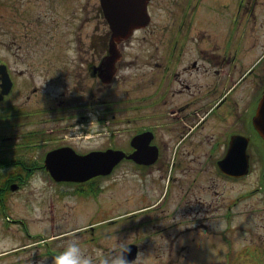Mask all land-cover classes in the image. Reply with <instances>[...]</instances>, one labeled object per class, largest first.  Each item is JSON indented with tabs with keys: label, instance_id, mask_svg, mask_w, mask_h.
Instances as JSON below:
<instances>
[{
	"label": "flooded vegetation",
	"instance_id": "flooded-vegetation-1",
	"mask_svg": "<svg viewBox=\"0 0 264 264\" xmlns=\"http://www.w3.org/2000/svg\"><path fill=\"white\" fill-rule=\"evenodd\" d=\"M37 5L34 18L32 1L16 0L5 37L13 39V25L20 39L58 41L60 1ZM74 14L80 22L74 36L92 27L87 41L71 39L74 49L7 50L12 85L2 102L13 136H6L0 156L7 153L1 156L6 170H15L9 184L39 183L35 222L43 257L48 251L52 264L76 239L92 256L127 247L134 264H264V246L255 253L256 247H244L241 258L227 250L221 258V245L235 242L236 197L213 199L225 195L222 182L231 192L246 163L249 172L251 153L264 162V142L253 125L264 92V0H148L143 26L114 53L98 0L76 3ZM215 28L230 36L218 38ZM132 41L136 50L125 48ZM110 61L114 70L106 77ZM55 85L62 92L51 99L45 89ZM124 102L136 113V163L124 159L107 176L82 182L55 181L47 169L71 168L77 155L134 151L133 135L126 139L104 125L123 118L111 106ZM133 178L136 209L126 212L121 182Z\"/></svg>",
	"mask_w": 264,
	"mask_h": 264
},
{
	"label": "rangeland",
	"instance_id": "rangeland-1",
	"mask_svg": "<svg viewBox=\"0 0 264 264\" xmlns=\"http://www.w3.org/2000/svg\"><path fill=\"white\" fill-rule=\"evenodd\" d=\"M1 1L3 0H0V2ZM83 1L85 2L86 0H70L69 3H67L65 6L70 5L71 3H74L75 5L76 3ZM15 2L16 0H11L8 3H0V29L2 31L6 30L4 25H9V23L11 22V13L9 11V8L11 5H14ZM71 7L72 9L68 11V16H61V21L63 22V24H60V31L57 34L60 35L59 39H61L59 46V49L61 51H63V49H74V44L71 48V43L67 41L73 39L75 42L76 37H80L81 40L87 41V35L92 30V27L91 30H89L88 26H85L80 35L76 36L75 34L74 36L72 34L75 26L76 32L78 31L80 22L77 20V16L74 14L75 7ZM39 15L40 14L38 13L37 16ZM222 21L224 23H227L225 19H222ZM19 22L22 26L21 33L25 34L23 26L26 24L23 21ZM209 27L212 28V26ZM226 28L224 30L215 28L212 33L214 35H217L218 38L230 36V32L227 31ZM11 29L13 31V39L5 37L0 31V62L6 61V49H13L14 51H22L26 49H46V42H43L41 39L40 43H34L33 40L29 39L23 40L15 34V28L13 25L11 26ZM35 34H38L37 30ZM4 38H7L11 43H7L6 41L8 40H5ZM129 44L130 45L125 48L136 50V41H132ZM80 46V43L77 42L76 47ZM58 55L63 54H60L58 52ZM47 91L49 92L48 97L52 98L54 97V95H57L60 92V89L58 86H52L49 89L46 88L45 95H47ZM17 95L22 97L18 90ZM133 106V104L128 102L111 106L112 109H118L119 112L122 113V115H118L119 118L123 117L124 119L122 118V120L117 117V119H119V122L108 120L104 125L108 124L112 128H117L123 131V134L126 136V138L133 135L136 131V113L134 112L135 108ZM4 109L5 104L2 103L0 105V151L1 148L4 147L6 136H13L11 127H8V124H5L6 114L3 112ZM97 109L98 108L95 106L93 113H95ZM13 116L14 117L12 119H9V122L13 121V123H16L14 121L17 119L16 116H19V113L14 114ZM92 124L96 129L98 128V126L101 127V124H97L95 121H93ZM100 130H104V128H100ZM251 155L252 164L248 175L242 179H239L231 187V192L228 191V186L222 182V185H220V191L225 192V195L222 199L213 197V199H215V202L216 200H219L221 203L223 202L222 200L225 201L228 199V197L231 203V197H233L234 194L236 197V206L232 209L235 214V225L237 226V232L233 234V237H235V242H233L232 246L229 248L221 245V258L225 256V252L227 250L230 251V257L234 258L236 255H238L241 258L244 255V251H242L244 247L250 248L251 250L256 247L258 250L254 251L255 253L258 252L262 248V246H264V190L261 188L263 163L258 154L251 153ZM1 156H7V153H2ZM204 181L205 183L208 182V176H205ZM36 183L37 181H34L33 183L26 185L24 189L21 188L13 192L8 191L9 193H7V200L6 203H4L5 206L2 207V205H0V264L50 263L49 259L47 258L48 256L42 258L41 254L43 251L41 250V248L37 249L39 247V244L37 243L38 237L36 235L38 234L33 230V228L36 230V228H39L40 225L38 223H30V221L33 222V220L36 217L38 218L39 216L37 210L35 209V206L37 204V201L41 199V192L39 188H36ZM121 184L122 193L124 194L123 199L125 203L123 204L125 205V211L128 212L130 210H135L136 199L133 198H136L137 196L136 180L134 178L129 179L125 182H121ZM162 192L164 194L167 192L166 184L164 185V189L162 190ZM27 199H30L32 203L27 204ZM210 199L211 198L209 196L205 195L206 202H208ZM69 203L74 204V200L70 201ZM226 204L227 202L222 205V207ZM27 208L29 209L27 210ZM14 220H20L21 222H24L26 224V230L30 232L29 235H23L21 231L22 229L20 227L21 225L12 224V221ZM81 220L82 219L80 218V221ZM80 221L79 224L81 223ZM125 225L131 227L132 221L126 222ZM100 228L101 226L98 227V229ZM244 230H246L248 233H244ZM61 231H63V229H60V232ZM146 252L148 253V250H146Z\"/></svg>",
	"mask_w": 264,
	"mask_h": 264
},
{
	"label": "water",
	"instance_id": "water-1",
	"mask_svg": "<svg viewBox=\"0 0 264 264\" xmlns=\"http://www.w3.org/2000/svg\"><path fill=\"white\" fill-rule=\"evenodd\" d=\"M110 28L113 32V38H121L127 32L138 26L139 17H143L144 8L147 0H102ZM139 18V19H138ZM0 100L7 93L10 81L3 65H0ZM255 130L264 142V94L261 97L255 119H253ZM136 137L131 141L135 146ZM125 157L124 153L119 151H106L103 153H91L86 156H77L74 165L71 168L49 169L52 177L57 180L84 181L99 174H108L113 166ZM125 158L136 161V150ZM248 172V164L238 169V175L241 176ZM264 186V178H263ZM16 187H12L15 189Z\"/></svg>",
	"mask_w": 264,
	"mask_h": 264
},
{
	"label": "clouds",
	"instance_id": "clouds-1",
	"mask_svg": "<svg viewBox=\"0 0 264 264\" xmlns=\"http://www.w3.org/2000/svg\"><path fill=\"white\" fill-rule=\"evenodd\" d=\"M69 55H74V53L69 52ZM128 251L130 249L124 247L117 254L106 255L97 250L95 256H92L86 253L79 240L73 239L67 242L63 251L53 257L52 264H134V261L126 259Z\"/></svg>",
	"mask_w": 264,
	"mask_h": 264
},
{
	"label": "trees",
	"instance_id": "trees-1",
	"mask_svg": "<svg viewBox=\"0 0 264 264\" xmlns=\"http://www.w3.org/2000/svg\"><path fill=\"white\" fill-rule=\"evenodd\" d=\"M6 167L7 161L0 156V201L7 196L9 190L8 184L15 172L14 169H10V171L6 170ZM12 181L14 180H11V182Z\"/></svg>",
	"mask_w": 264,
	"mask_h": 264
}]
</instances>
